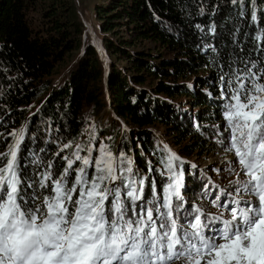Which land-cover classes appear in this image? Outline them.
I'll list each match as a JSON object with an SVG mask.
<instances>
[{"label":"trees","instance_id":"16d2710c","mask_svg":"<svg viewBox=\"0 0 264 264\" xmlns=\"http://www.w3.org/2000/svg\"><path fill=\"white\" fill-rule=\"evenodd\" d=\"M97 7L106 67L92 45H82L71 0H0V153L14 142L12 132H23L24 146L33 153L44 148L39 155L48 158L65 143L71 147L60 156L76 145L98 155L102 144L166 181L160 161L172 148L184 161L187 202L213 213L218 209L210 197L201 200V185L211 182L212 192L227 186L186 161L219 150L210 134L222 114L209 95L219 73L215 54L202 45L223 48L232 39L225 29L234 24L264 40V0H246L241 19L231 0H106ZM213 24L215 37L207 31ZM79 50L68 77L58 74ZM105 110L108 119L99 123Z\"/></svg>","mask_w":264,"mask_h":264},{"label":"snow or ice","instance_id":"6c2138e0","mask_svg":"<svg viewBox=\"0 0 264 264\" xmlns=\"http://www.w3.org/2000/svg\"><path fill=\"white\" fill-rule=\"evenodd\" d=\"M231 4L241 19L246 0ZM207 31L215 37L217 26ZM225 31L232 39L223 48L202 45L219 73L209 95L222 116L210 135L234 177L217 192L201 185V200L218 212L187 202L184 161L167 149L160 181L107 145L60 156L65 143L48 158L12 132L0 153V264H264V40L235 24Z\"/></svg>","mask_w":264,"mask_h":264},{"label":"rangeland","instance_id":"374dc122","mask_svg":"<svg viewBox=\"0 0 264 264\" xmlns=\"http://www.w3.org/2000/svg\"><path fill=\"white\" fill-rule=\"evenodd\" d=\"M75 16L77 20L80 22L82 26V37L81 43L90 44L94 47L97 52V55L101 61V63L106 67L107 56L104 52V48L102 46V36L98 30V19L96 17V10L98 9L97 6H103L106 0H71ZM113 39V38H112ZM80 53L74 52L64 66L58 69V74H64L68 77V73H66V68H69L72 65L75 57ZM65 70V71H64ZM108 119V111L105 110L104 114L99 118V123H105ZM160 140V139H159ZM102 144H100L101 146ZM99 146V147H100ZM99 147H98V154H99ZM170 152L174 149L170 148ZM172 150V151H171ZM186 160V159H184ZM190 163V165L195 164L196 169L199 171H203L207 173V175H211L212 177H216L220 185L228 186L229 180L234 179L233 176L228 175L227 173V164L225 161V153L220 150L210 151L209 149L201 152V155L192 156L189 160H186ZM238 167V165H237ZM223 168V172L216 171V169ZM208 170V171H206ZM215 178V179H216ZM214 179V180H215ZM216 181V180H215ZM211 212L216 213L218 210H211ZM173 264H188V261L184 257H180L179 259L173 261Z\"/></svg>","mask_w":264,"mask_h":264}]
</instances>
